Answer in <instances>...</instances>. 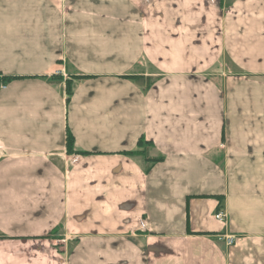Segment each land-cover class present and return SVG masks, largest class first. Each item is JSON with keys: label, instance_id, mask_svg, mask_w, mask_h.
Returning <instances> with one entry per match:
<instances>
[{"label": "crops", "instance_id": "crops-1", "mask_svg": "<svg viewBox=\"0 0 264 264\" xmlns=\"http://www.w3.org/2000/svg\"><path fill=\"white\" fill-rule=\"evenodd\" d=\"M0 264H264V0H0Z\"/></svg>", "mask_w": 264, "mask_h": 264}, {"label": "built area", "instance_id": "built-area-1", "mask_svg": "<svg viewBox=\"0 0 264 264\" xmlns=\"http://www.w3.org/2000/svg\"><path fill=\"white\" fill-rule=\"evenodd\" d=\"M54 75L55 76L61 75V71L60 70L55 71ZM214 217H215L216 220L221 221V222H224L225 219H226V215L223 212H221V211H218L217 213H215ZM144 227H145V223L142 222L140 228L144 229ZM224 241H225L226 245L231 246V245L234 244L235 239L232 236H227V237H225Z\"/></svg>", "mask_w": 264, "mask_h": 264}, {"label": "trees", "instance_id": "trees-1", "mask_svg": "<svg viewBox=\"0 0 264 264\" xmlns=\"http://www.w3.org/2000/svg\"><path fill=\"white\" fill-rule=\"evenodd\" d=\"M66 146H67V151L69 153H71L72 152V149H73V138L69 134L66 137Z\"/></svg>", "mask_w": 264, "mask_h": 264}]
</instances>
